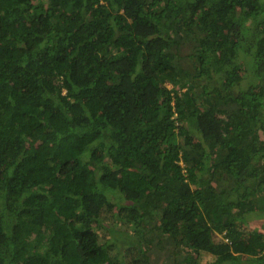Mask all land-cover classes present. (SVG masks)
I'll use <instances>...</instances> for the list:
<instances>
[{"label": "trees", "instance_id": "obj_1", "mask_svg": "<svg viewBox=\"0 0 264 264\" xmlns=\"http://www.w3.org/2000/svg\"><path fill=\"white\" fill-rule=\"evenodd\" d=\"M251 212L264 0H0V264H264Z\"/></svg>", "mask_w": 264, "mask_h": 264}, {"label": "rangeland", "instance_id": "obj_2", "mask_svg": "<svg viewBox=\"0 0 264 264\" xmlns=\"http://www.w3.org/2000/svg\"><path fill=\"white\" fill-rule=\"evenodd\" d=\"M183 63H184V67L185 68L189 67V65H187L188 62L183 61ZM168 87L170 88V86H168ZM250 216H251V220H249L248 225H251V226L256 227V228H260L263 225V223H264V213H262V212L261 213H259V212H251ZM119 227H120L121 231H127L128 229H130L126 225H121ZM128 240H131L130 237L125 238V241H122V242H121V238H118V240H117L118 242H116V244L114 243L113 250L110 251V254L111 255H115L116 253H119V252H120L119 254H121L123 249L125 247H127L126 243H127ZM167 255H168V253H166V252L165 253H163V252L161 253L158 250V252L155 253V257L156 258L155 259L150 258L149 263L150 264H173L172 258L166 259ZM212 260H213V257L208 255V254H203L202 257H201L202 263H206L207 264V263L211 262Z\"/></svg>", "mask_w": 264, "mask_h": 264}]
</instances>
